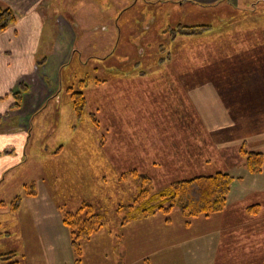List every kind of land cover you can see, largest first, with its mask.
<instances>
[{
    "label": "rangeland",
    "instance_id": "obj_1",
    "mask_svg": "<svg viewBox=\"0 0 264 264\" xmlns=\"http://www.w3.org/2000/svg\"><path fill=\"white\" fill-rule=\"evenodd\" d=\"M169 1L97 0L98 6L91 0H69V4L51 0L55 13L67 21L72 18L86 32L77 44L81 49L78 63L75 56L63 69L62 91L58 92L61 100L52 99L46 108L47 117L36 118L32 128L34 145L43 142L45 149L56 151L62 146L63 150L52 162L50 156L39 157L22 167L11 184L14 194L5 198V206L0 205V264H177L159 256L158 248L173 238L192 236L201 221L185 219L175 208L167 214L158 212L138 231L122 226L128 217L129 223L133 220L130 207L136 204L142 179L109 169L106 159L110 153L119 167H126L130 149H134V157L144 159L141 166L149 167L143 172L155 180L150 185L157 191L193 175L222 171L233 178L230 202H237L245 193L241 182L250 192H264V166L252 177L244 166H236L245 161L240 154L242 142H226L231 136L227 131L209 132L203 124L186 119L191 109L184 98L189 100V92L178 88L188 80L217 85L236 121L229 130L234 139L245 130L264 129V0H220L207 7L189 0H181L183 5ZM179 24L210 25L211 30L184 40L178 36L173 42ZM172 52L174 59L162 65L167 68L165 74L157 76L160 72L151 81L147 75L131 79L134 71H140L138 57V61L147 57L152 69ZM84 79L89 83L82 89L79 81ZM102 79L107 82L94 85ZM138 82L152 83L150 94L141 92L143 103L139 100L143 120L131 115L132 107H126L132 103L124 85ZM69 86L82 90L87 98L81 119L72 109L66 92ZM39 120L48 126L47 131L39 128ZM50 127H55L53 132ZM141 150L147 153L144 158ZM74 151L82 157L75 156L72 161ZM244 175L247 177L240 178ZM33 183L38 197L27 199V186ZM18 196L22 205L13 211L11 203ZM82 206L102 217L103 225L90 240L80 242V251H75L63 219ZM9 252L16 255L4 256ZM172 252L169 254L174 255Z\"/></svg>",
    "mask_w": 264,
    "mask_h": 264
},
{
    "label": "crops",
    "instance_id": "obj_2",
    "mask_svg": "<svg viewBox=\"0 0 264 264\" xmlns=\"http://www.w3.org/2000/svg\"><path fill=\"white\" fill-rule=\"evenodd\" d=\"M91 1L98 3L97 0ZM189 1L204 4L203 6L207 7L220 0ZM63 3L69 4V0H63ZM169 4L183 5L184 2L172 0ZM0 6L12 9L16 16V22L0 32V202H5L7 196L14 194L11 184L22 167L30 163L33 158L45 157L46 159L50 156L52 162L54 155L60 154L63 150L62 146H59L56 151L49 147L45 149L43 142L38 143L39 146L34 145L32 128L35 127L36 118L44 117L45 119L47 117L46 113L49 108L47 110L46 108L52 99L58 102L61 100L58 92L62 91L63 69L69 67V59L75 56V61L78 63L77 59L81 56V49L77 44L86 30L84 31L79 23L72 22V18L67 21L63 16L55 13L51 0H0ZM117 43L116 41L115 44ZM140 55L144 57L143 54ZM126 59L130 58L126 57ZM79 64L84 66L83 62ZM165 70L167 72V68H159L156 72L147 75L146 79L149 78L151 81L154 79L152 76L160 72L162 73L157 76L165 74ZM145 75H136L134 71L131 79L138 80L141 79L139 77H145ZM191 82L188 80L178 87L180 90L189 92V100L184 98L191 109L186 119L191 123L203 124L209 132L227 131L231 136L226 142L232 143L238 139L242 142L241 146L247 145L251 151L264 152V140H261L264 138V129L245 130L243 135L239 134L234 139L229 130L235 127L236 121L228 113L224 98L218 92V86L208 81L200 84ZM151 84V82H138L136 85L132 83L124 85L128 91L126 92L128 93L127 100L129 99L132 103L126 107H132L131 115L135 118L144 119L142 104H139V100L143 103L141 92L150 94ZM178 85L175 84L176 87ZM21 87L25 89L20 101H17L15 94ZM225 88L231 91L229 87ZM181 100L182 94H179V104ZM144 112L148 114L147 109ZM147 121H150V116ZM38 126L47 131L48 126L45 127L40 120ZM54 128L50 127V130L53 132ZM44 135L47 138V132ZM76 151L72 152L74 155L72 161L75 160V156L79 159L82 157V154ZM133 151L135 150L131 148V153L127 152L131 154V157H127L126 167H119L117 158L112 157L110 153L109 159H106L109 169L130 173L134 170H142V172L148 170V166H141L145 164L142 162L144 159L135 158ZM145 154L147 155L146 152ZM145 154L144 150H141L140 155H143V158ZM145 160L146 165H149V157ZM134 162L137 164L136 168H134ZM150 163L153 166L158 165L157 162L151 161ZM207 163L208 161L203 165ZM236 166L246 168L245 161L243 160L240 165L236 163ZM248 172L250 177L256 175ZM142 175L150 177L147 171H144ZM201 175H193V177ZM245 177L247 176L240 178ZM151 180L155 183L154 179ZM241 183L244 184L242 188L245 193H242L240 200L233 203L228 197L224 210L206 217L193 218L196 219L195 221L200 220L201 224H198L192 236L189 235L184 239L173 238L170 243H164L158 248L159 256L164 257V260L172 259V262L177 264H264V192L262 194L250 192V187L244 182ZM36 191L37 195L29 196L27 199L38 197L39 192ZM254 195H260V197ZM155 215L140 216L124 225H127V229L138 231L150 222V219L155 218ZM163 225L166 227L167 224L163 222ZM67 243H69L68 239L65 244ZM170 250H173L174 255L169 254ZM144 258L145 256L142 257Z\"/></svg>",
    "mask_w": 264,
    "mask_h": 264
},
{
    "label": "trees",
    "instance_id": "obj_3",
    "mask_svg": "<svg viewBox=\"0 0 264 264\" xmlns=\"http://www.w3.org/2000/svg\"><path fill=\"white\" fill-rule=\"evenodd\" d=\"M15 22L16 16L13 10L10 8H2L0 6V32L13 25ZM208 26L210 25L183 26L179 24L174 30L176 36L172 39V41L174 42L178 36H181L178 39L183 40L192 36L199 37L211 30ZM172 41H170L171 44L173 43ZM161 46L162 45H160V47ZM163 50L164 46L161 49V52H163ZM102 59L105 60L106 58ZM173 59L174 56L172 52L171 56H167L165 58L163 57L161 61L159 60L158 66L156 65L155 68L152 69L148 68L150 63L148 64L149 60L147 57L140 60L141 62L138 61V59L136 63L139 65L138 68H140V71H135V73L136 75L152 74L156 72L157 69L164 67L162 66L163 64L166 65ZM87 64H90V59ZM127 67H129V65ZM79 82L81 88L83 89L88 85L89 79H84ZM106 82L107 80L105 79L96 80L94 85H100ZM24 89V87L19 88L18 92L15 94L17 101H20ZM66 92L70 97L73 111L76 116L81 119L85 114L87 102L84 92L82 90L75 91L73 86H69ZM94 120L95 123L99 122L98 118ZM240 154L244 157L243 159H245V166L248 171L254 174L262 172L264 166V152L251 151L246 148V145H242L240 148ZM130 174L134 175L137 179H142V185H138L140 190L137 191L135 197L136 204L135 206L130 207L132 208V219H137L140 216H152L158 212L167 214L172 212L175 208H178L182 216L185 219L189 218V220L218 213L224 210L227 206L228 194L233 180L228 173L218 171L213 175H201L188 179H182L172 183L165 189L157 191L154 190L152 185H150V181H152L150 177L140 175L137 170L132 171ZM27 195H37L36 185L34 183L31 184L30 187L27 186ZM21 201V196L16 197L14 202L11 203V209L13 211L18 210L20 208ZM0 205L5 206L6 204L4 202H0ZM84 206L90 207L89 205ZM84 206L80 207L76 212L66 213L65 218L63 219L64 224L70 230L71 244L75 251H80V242L83 240H90L94 234L101 230L103 225L102 217L94 213L91 208L86 210ZM128 218L126 219V222H128ZM166 221L170 222L169 219H166ZM124 224L125 223H122L121 225L123 226ZM15 255L16 252H9L4 256L11 257ZM11 264L20 263L16 261Z\"/></svg>",
    "mask_w": 264,
    "mask_h": 264
}]
</instances>
